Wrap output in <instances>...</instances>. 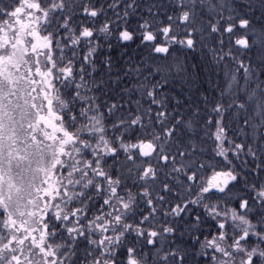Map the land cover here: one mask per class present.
Wrapping results in <instances>:
<instances>
[{
    "label": "snow or ice",
    "instance_id": "6c2138e0",
    "mask_svg": "<svg viewBox=\"0 0 264 264\" xmlns=\"http://www.w3.org/2000/svg\"><path fill=\"white\" fill-rule=\"evenodd\" d=\"M75 7L106 22L77 34ZM165 7L0 6V264H264V0H178L183 32L166 12L156 31L145 20L147 54L124 65L108 56L97 78L107 11L121 21ZM57 17L69 33L59 40L41 33ZM174 50L188 55L170 60ZM177 233L191 251L169 243Z\"/></svg>",
    "mask_w": 264,
    "mask_h": 264
},
{
    "label": "trees",
    "instance_id": "16d2710c",
    "mask_svg": "<svg viewBox=\"0 0 264 264\" xmlns=\"http://www.w3.org/2000/svg\"><path fill=\"white\" fill-rule=\"evenodd\" d=\"M13 2V0H0V6H3L4 4H11ZM70 3L72 4H81V3H87L88 0H69ZM111 0H92V3H95L97 5V7H99L100 5H104L105 8L107 7V3H110ZM178 0H163V4L166 6L165 8H163L161 10V14L155 16L154 18H150L147 14V10L144 9L142 13H136L133 14L131 16H129L126 20H121V21H116V17L115 15L109 10L107 11V16L110 20L113 21L112 26V33L109 36H102L100 38V48L97 51V78L100 77V75L103 73L104 69L102 67L101 62L108 56L112 57V60L114 62V64L117 65H124L125 62L129 59V58H133V59H139L142 56H145L147 54V52L149 51L147 48H145V46L141 43V39H140V32L137 30L138 25L144 23L145 20H148L150 24H152L153 27V31H156L158 27H162L164 26V24L167 21V15H172L174 17L173 20V24H174V28L173 31L174 33H179V32H183L184 29L182 27L179 26L178 22L176 21V17L178 16V13H175L172 11L173 6H175L177 4ZM155 11V10H154ZM165 12L167 13V15H165ZM71 17H72V21L71 24L69 25L70 28H72L77 34L80 30L81 27L83 26H88L90 28H92L94 31H98V29L100 28V26L106 22L104 15H101L99 17L98 20H93L92 18L86 17L83 14V10L82 8L79 7H75L73 9H71L68 13ZM121 14H122V10H121ZM63 20L59 19V17H57L56 19H52L50 21L51 26H42L41 27V33L43 35H47L48 32H55L56 36L55 39L59 40L62 39L63 37L69 35V33H66L62 28L59 27V25L63 24ZM205 23H207V21H204ZM117 25L119 26L120 30H123V28L126 26L127 28L134 30L135 31V37L133 39V41L127 42V43H121L117 37H118V31L117 29ZM161 40H163L164 38L161 36L160 38ZM93 43H96L95 40H93ZM109 45H111V48H109ZM63 46V45H62ZM54 49H55V44L53 45ZM87 51V41H84L83 43H81L77 48H76V52H77V58L75 60V68L76 71H79V67H80V59H82L83 54ZM57 58H59V51L56 50L55 52ZM69 56H71V53H68ZM187 53H177L175 50L172 52V54L169 56V59H173L174 57L179 56L181 59L185 56H187ZM78 79V77H77ZM57 87L59 88L60 85L58 84ZM65 91H68V89H65ZM98 95V93H97ZM205 119H207V117H205ZM235 125L230 124V130L235 128ZM212 131H214L215 129H211ZM197 131H199V128H197ZM131 136V133H129ZM201 135H203V133H200ZM139 135L137 134L135 136H132V138L128 141L129 143H135L137 142V140L139 139ZM240 135H242V133H240ZM207 148H211V141H209L208 145L206 146ZM243 159V158H242ZM163 178V177H161ZM131 183V181L129 182ZM133 191H138V189H133ZM169 199L171 200V197H169ZM15 202L16 199L15 197L13 198V206H15ZM174 202V201H173ZM139 212H143L144 215H147V211H145V205L143 204V202H141V207L139 208ZM89 215H91V213H89ZM140 215L137 214L135 219L138 221L140 219ZM157 219H161V216H158ZM145 229L147 230V226H145ZM134 238V234L133 237H130L129 241L126 243H131L132 239ZM169 243H175L178 244L181 248H186L189 251H191L192 249V242L190 237L185 234L183 237L180 236L179 233L176 234V237L170 238ZM141 244H144V247L141 249ZM86 242L84 241H80L79 242V248L78 251L81 253V255L83 254V250L85 248ZM159 246V242L158 245ZM136 247L139 251H141L142 253L146 254L148 253V250L151 246H147L146 243L141 240L140 243L136 244ZM155 250V249H153Z\"/></svg>",
    "mask_w": 264,
    "mask_h": 264
}]
</instances>
